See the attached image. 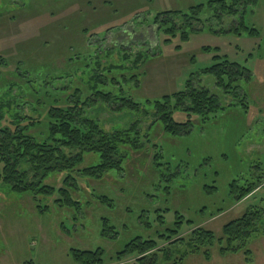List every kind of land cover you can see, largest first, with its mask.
<instances>
[{
	"label": "rangeland",
	"instance_id": "374dc122",
	"mask_svg": "<svg viewBox=\"0 0 264 264\" xmlns=\"http://www.w3.org/2000/svg\"><path fill=\"white\" fill-rule=\"evenodd\" d=\"M213 1L0 0V98L6 91L4 85L17 84L20 88L15 87L10 98L19 106L12 104L11 109L22 107L20 113L33 120H42L52 105L53 99L47 93L42 95L45 90L67 93L65 88L70 92L75 86L85 88V72L93 62L91 53L101 58L105 49L113 50L107 52L113 54L109 59L113 63L118 61L113 53L117 48L131 46L127 49L130 55L136 50L141 53L138 88H133V82L123 83L124 90L139 103L182 91L192 74L212 65L213 54L202 51L203 47L217 48L221 55L252 72V80L241 84L248 93V109L239 104L229 107L232 98L222 95L213 77H200L201 85L226 109L204 124L196 121L185 136L164 134L152 117L145 119L94 104L85 115L97 120L104 130L125 128L138 120L141 136H147L148 141L143 140L142 150L129 154L122 171L98 181L77 177L79 210L75 205L55 203L60 198L57 192L50 198L33 199L0 184V264H77L70 250L97 248L102 249L104 264H118L115 255L132 238L164 232L160 219L169 228L182 216L178 238L183 240L196 227L218 239L223 226L264 199V187L237 204L229 195L234 180L241 183L253 175V180L261 176L264 181V0L248 6L244 14L245 24L259 32L258 38L244 31L238 35L196 32L183 41L176 37L163 43L164 37L150 27L158 13L184 12ZM239 15L225 18L220 26L215 22L213 30L236 24ZM81 54L90 57L84 60L86 55ZM80 58L81 64H70V59L78 62ZM26 67H31V76L22 74ZM43 72L48 75L42 82L38 78ZM94 162L86 159L83 165ZM46 183L57 191L62 179L54 177ZM103 218L118 233L115 240L101 236ZM155 240L159 247L173 252L164 264H171L185 250ZM218 247L215 242L209 261L201 255H187L182 264H264L262 236L253 235L249 240L252 258L248 262L243 253L221 256ZM130 259L125 256L122 261Z\"/></svg>",
	"mask_w": 264,
	"mask_h": 264
},
{
	"label": "trees",
	"instance_id": "16d2710c",
	"mask_svg": "<svg viewBox=\"0 0 264 264\" xmlns=\"http://www.w3.org/2000/svg\"><path fill=\"white\" fill-rule=\"evenodd\" d=\"M256 3L257 0H216L206 6H191L184 12H162L155 15L150 27H155L156 34L164 37L163 43L176 37L183 41L196 32L238 35L244 31L247 36L258 38L259 32L255 28L247 27L244 22L245 9L248 6H255ZM205 13L208 14L203 18ZM239 13L236 24L230 22L227 29L213 30L215 22L218 26L223 25L225 18L236 17ZM129 47L131 46L117 48L113 52L118 64L109 61L113 54L107 52L113 50H103L102 53L105 52L106 55H102L101 58L96 52V54L92 52V66L85 72L87 77L85 88L75 86L72 92L70 88H65L67 93L59 91L60 89L45 90L42 95L47 93L53 102L40 121L22 115L20 113L22 107L17 109L16 106H19L16 105L17 100L10 98L14 88L20 87L17 84L4 85L6 91L0 98V184L8 187L13 193L30 194L33 199L50 198L57 192L60 198L56 199L55 203H62L68 207L75 205L79 210L81 203L76 199L79 197L77 193L81 190L76 178L98 181L111 172L122 171L129 154L142 150L145 146L143 140L148 141L147 136H144L145 138L141 136L138 120L125 128L106 131L97 120L87 118L85 113L97 103L113 111L139 115L145 119L152 117L153 124L161 125L164 134L173 137L185 136L190 133L196 121L204 124L212 118H217V115L226 109L221 107L218 97L201 85L200 77L211 76L215 87L222 95L232 98L233 102L229 107L239 104L243 109H248V93L243 90L241 84L252 80V72L221 55L217 48L209 47H203L202 51L213 54L212 65L192 74L182 91L163 96L159 100L135 102L124 90L126 85L123 83L133 82V88H138L142 56L139 50H136L134 56L130 55L127 50ZM83 55L86 54H81ZM88 57L90 55L83 58L85 60ZM83 58L78 62L68 60L71 65H76L81 64ZM88 66L89 64H86L85 67ZM26 69L22 70V74L31 76V67ZM119 73L121 75L116 78ZM124 73L129 75L125 76ZM42 74L44 76L38 79L43 82L48 73ZM33 78L35 81L36 77ZM20 80L24 79L20 77ZM28 85L31 87L30 83ZM43 88L45 87L41 85V89ZM12 104L16 105L13 110ZM4 110L6 112H3ZM159 156L158 154L156 157ZM86 159L89 162L94 160L96 163L83 165ZM255 169L258 173L261 172L259 164ZM54 177L62 179L57 191L53 185L46 183ZM252 177L253 175L249 179H243L241 183L234 180L229 184V195L233 204L242 202L264 187L261 176H256V180ZM99 200L103 204L107 202L102 198ZM182 220V216L178 215L176 222L168 228L163 225V219H160V224L165 228L162 234L156 233L155 237L149 238L140 236L132 238L115 255L118 264H164L169 261L173 252L159 247L155 239L172 247H184L185 250L171 264H182L187 255H201L209 261L211 248L215 242L219 246L218 253L221 256L243 253L246 261H251L252 253L247 249L249 240L253 235L264 237V199L259 205L247 209L240 218L223 226L221 237L218 239L212 232L202 227L192 229L187 239L178 238ZM107 222L106 218L102 219L103 229L100 234L108 240H115L118 233ZM61 230L64 231V228L61 227ZM102 254L101 248L93 251L70 250V255L77 264H104ZM125 256L132 259L122 261Z\"/></svg>",
	"mask_w": 264,
	"mask_h": 264
}]
</instances>
